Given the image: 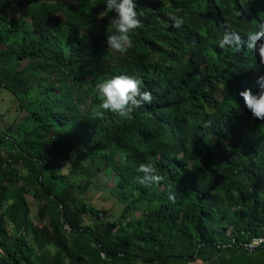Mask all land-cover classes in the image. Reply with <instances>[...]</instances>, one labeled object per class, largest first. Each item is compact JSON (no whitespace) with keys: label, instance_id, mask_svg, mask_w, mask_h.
<instances>
[{"label":"trees","instance_id":"obj_1","mask_svg":"<svg viewBox=\"0 0 264 264\" xmlns=\"http://www.w3.org/2000/svg\"><path fill=\"white\" fill-rule=\"evenodd\" d=\"M135 2L121 53L103 0H0V264H264V121L239 96L264 76L246 46L264 0ZM121 74L153 97L130 118L97 107ZM94 190L123 206L106 227Z\"/></svg>","mask_w":264,"mask_h":264},{"label":"clouds","instance_id":"obj_2","mask_svg":"<svg viewBox=\"0 0 264 264\" xmlns=\"http://www.w3.org/2000/svg\"><path fill=\"white\" fill-rule=\"evenodd\" d=\"M103 5L104 10L100 15L103 17L112 14L108 23L114 30L111 34H105L104 43L107 49L123 53L132 45L130 34L140 26L137 4L135 0H103ZM238 14L241 15V12ZM182 24L181 18H174L173 27L180 28ZM225 45H235L233 50L240 51V36L235 32L225 33L219 41V46L224 48ZM246 46L253 49L261 64H264V23L260 24L258 31L248 37ZM256 83L258 90L245 88L239 92V96L243 98L244 107L251 117L264 121V76H258ZM144 88L143 82L138 78L126 74L114 75L95 85L94 90L101 98L97 107L120 117L130 118L133 109L152 103V93L142 90ZM94 114L100 116L103 113L97 111ZM137 171L143 174L139 182L145 186L158 184L164 179L149 163L140 164ZM171 198L169 194V199Z\"/></svg>","mask_w":264,"mask_h":264},{"label":"rangeland","instance_id":"obj_3","mask_svg":"<svg viewBox=\"0 0 264 264\" xmlns=\"http://www.w3.org/2000/svg\"><path fill=\"white\" fill-rule=\"evenodd\" d=\"M107 177H101L97 181V185L100 190H110L112 188L111 182L107 181ZM99 190H94V192L88 191L87 198L92 201V204L97 206L100 211L105 215L103 227L108 226L111 222L118 219L123 211V206L115 203L113 200L106 198L104 191L97 192ZM28 206L30 209L29 219L31 222H38L37 213L40 206L43 204L42 201H38L31 196L27 197ZM136 217H140V213L135 214ZM53 252V251H52Z\"/></svg>","mask_w":264,"mask_h":264},{"label":"built area","instance_id":"obj_4","mask_svg":"<svg viewBox=\"0 0 264 264\" xmlns=\"http://www.w3.org/2000/svg\"><path fill=\"white\" fill-rule=\"evenodd\" d=\"M264 245V239L255 240L254 243L251 245V250H256L262 248Z\"/></svg>","mask_w":264,"mask_h":264},{"label":"bare ground","instance_id":"obj_5","mask_svg":"<svg viewBox=\"0 0 264 264\" xmlns=\"http://www.w3.org/2000/svg\"><path fill=\"white\" fill-rule=\"evenodd\" d=\"M252 239V238H251ZM261 252V251H260Z\"/></svg>","mask_w":264,"mask_h":264}]
</instances>
